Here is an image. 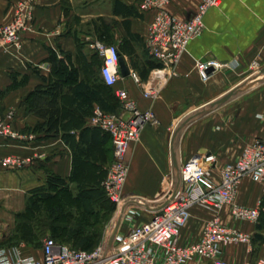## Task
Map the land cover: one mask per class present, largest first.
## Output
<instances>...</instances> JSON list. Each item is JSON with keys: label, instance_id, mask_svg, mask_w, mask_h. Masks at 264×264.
I'll return each mask as SVG.
<instances>
[{"label": "crops", "instance_id": "obj_1", "mask_svg": "<svg viewBox=\"0 0 264 264\" xmlns=\"http://www.w3.org/2000/svg\"><path fill=\"white\" fill-rule=\"evenodd\" d=\"M200 1L170 0L167 10L177 18L188 19ZM17 2L0 0V27L12 20ZM139 2L37 0L31 24L20 33L19 46L0 49V119L10 116L11 128L17 135L0 137V244L9 236L16 214L25 209L32 192L44 186L49 175L65 180L74 196L76 183L68 182L71 172L90 177L98 173V167L107 171L113 160L111 139L102 131L90 128L84 135L77 131L72 138L41 131L43 119L34 113L28 99L37 86L59 79L65 85L62 92L68 101L65 108L82 115L86 124L91 106L99 104L113 111L114 99L102 96L94 87V80L100 78L101 65L94 49L96 42L116 46L128 69V75H121L113 89L127 91L137 108L152 111L156 120L145 125L138 142L130 145L126 155L125 210L138 214L115 225L111 221L103 238L110 237L115 229L126 234L132 227L148 221L162 205L164 192L173 184L168 177L171 173L175 176L192 156L213 155L212 177L218 182L220 170L234 163L245 146L264 140V79L221 106L210 107L264 69V0H221L217 8L207 10L203 32L189 43L176 66L175 76L168 79L156 100L144 98L141 87L131 77L135 73L144 82L156 65L143 44L147 26L156 12L139 10ZM125 7L137 15H128ZM50 57L66 69L60 72L53 68ZM208 59H216L223 67L203 82L196 64ZM253 62L258 64L254 74L250 67ZM57 105L62 106L60 99ZM8 156L25 163L19 168H5L1 160ZM263 188L264 184L242 179L236 202L246 207L260 206ZM214 214L202 206H193L188 222L180 230L179 242L183 245L197 242L204 223ZM219 217L225 226L252 238L250 245L222 247L224 261L240 264L255 261L264 254V225L258 229V222L235 220L228 207L221 210ZM23 250L41 257L40 248L24 245ZM188 264L211 262L195 258Z\"/></svg>", "mask_w": 264, "mask_h": 264}, {"label": "built area", "instance_id": "obj_2", "mask_svg": "<svg viewBox=\"0 0 264 264\" xmlns=\"http://www.w3.org/2000/svg\"><path fill=\"white\" fill-rule=\"evenodd\" d=\"M37 0H18L12 20L0 27V49L10 50L19 46L20 33L28 29L33 20ZM170 0H140L141 11L155 10L156 14L147 26L143 39L146 54L156 63L142 82L131 73L134 82L141 87L142 96L156 100L169 78L175 76L176 66L187 51L189 43L204 30V15L207 10L217 8L221 0H201L196 11L188 18L173 16L167 10ZM94 49L101 59L99 76L102 83L114 88L121 79L120 54L116 46L96 42ZM223 64L216 59L199 61L196 71L205 82L218 72ZM253 74L258 64H251ZM121 108L120 114H110L99 106H93L87 125L108 134L113 146V160L101 183L106 197L114 205L116 223L131 220L135 211L126 213L123 187L128 175L126 155L131 144L138 142L141 131L155 123L152 111H140L127 91L114 89ZM10 116L0 119V137L15 138ZM25 161L5 157L1 165L19 168ZM211 154H197L183 163L174 176L168 177L173 184L162 196L161 208L151 218L130 229L126 234L115 233L111 241L100 243L91 252L76 250L66 244L47 237L41 244V257L24 252V245L0 247V264H188L195 258L209 260L211 264H228L221 258V248L235 244H251V236L235 228L225 226L219 213L229 208L233 219L257 222L260 206L246 207L236 202L237 189L244 178L264 184V140H255L245 146L240 157L225 165L219 180L212 177ZM176 178V180H175ZM264 190V188H263ZM202 206L214 212L203 226L200 239L192 244L179 242L180 230L190 218V209ZM240 264H264V254L255 261Z\"/></svg>", "mask_w": 264, "mask_h": 264}, {"label": "trees", "instance_id": "obj_3", "mask_svg": "<svg viewBox=\"0 0 264 264\" xmlns=\"http://www.w3.org/2000/svg\"><path fill=\"white\" fill-rule=\"evenodd\" d=\"M125 10L128 12V15H137L127 7H125ZM50 58L53 68L57 71L63 72L66 69L65 66L56 63L52 57ZM151 67L153 66L151 65ZM64 86L63 81L57 79L48 84L37 86L29 95V104L33 108L34 113L43 119L39 129L47 134L58 135L61 133L63 138L66 136H71L72 138V133H76L77 131H80V135H84L90 128L95 132L101 131L98 128L88 126L82 115L72 112L70 108H65V104L68 101H66L65 95L62 96ZM94 87L102 96L105 94L108 99L115 98L114 89L105 86L100 78L94 80ZM58 99L62 101V106L57 105ZM61 108H64V111ZM92 109L93 106L90 108V116ZM67 117L70 118L69 121L63 123V120ZM65 142L68 141L66 140ZM98 169H100L98 173L90 177H83L80 174L77 176L78 174L74 171L71 172L68 182L76 183L74 196L72 191L68 189V183L65 180L49 175L44 186L32 192L25 209L21 213L16 214L15 220H30L35 218L37 213L45 206H47L45 209L49 211L52 210L51 207L57 208L67 218L71 216L70 221L73 220V223L70 222L69 227L71 230L69 229L68 231L67 228L58 225L50 226V238L58 243L66 244L73 249L91 252L101 243L103 222L106 223L115 211L114 205L106 197L101 186L107 171L99 167ZM58 198L61 201L60 203L55 201ZM72 208H74L73 211L71 210ZM257 222L258 229L262 228L264 225V200L260 203V213ZM17 231L19 236L16 243L10 241L12 235H9L2 242L4 246L0 247L17 246L22 243L32 248L31 246L34 243L35 237L29 226L20 224ZM38 248H41V245Z\"/></svg>", "mask_w": 264, "mask_h": 264}, {"label": "rangeland", "instance_id": "obj_4", "mask_svg": "<svg viewBox=\"0 0 264 264\" xmlns=\"http://www.w3.org/2000/svg\"><path fill=\"white\" fill-rule=\"evenodd\" d=\"M252 78V77H251ZM249 78V79H251ZM113 102L115 104V108L113 111H109L105 108H103L102 106H100L99 104L98 105H94V106H99L102 110H104L105 112H109V113H113V114H120L122 111H121V108H120V104L118 103V101L113 98ZM56 202L60 203V199H55ZM54 201V202H55ZM49 205V204H48ZM47 208V206L43 207L42 210L37 213V215L35 216V218H32L30 220H14V223H13V228L11 229L10 231V234L9 235H12V238H10V241L12 243H16V241L18 240V236L19 234L17 233V228L20 224H26L29 226V228L32 230V233L34 235V240H33V244H32V249H37L38 247H40L42 241L47 238V237H50V232H49V227L50 226H55V225H58L60 227H63V228H67V231L70 229V222L73 223V220L70 221L71 219V216H68V218L66 217V215L62 214L61 211H59L57 208H52L51 211H49L48 209H45ZM49 208V207H48ZM72 211L74 210V208L71 209ZM133 211V210H132ZM130 209L126 211V213H130L132 212ZM137 216L138 213L134 212ZM114 213L111 214V216L109 217L108 221L105 223L103 222V231H102V235L105 236L106 234L104 233L105 232V227L111 222L113 221V224L115 225L116 223V218H114ZM140 215V213H139ZM103 216H104V213H103ZM105 219V218H104ZM103 219V220H104ZM113 225V226H114ZM67 226V227H66ZM71 230V229H70ZM109 239V236L107 235L106 237H102L100 242H106L108 241ZM4 246V244H0V246ZM6 245V244H5Z\"/></svg>", "mask_w": 264, "mask_h": 264}, {"label": "water", "instance_id": "obj_5", "mask_svg": "<svg viewBox=\"0 0 264 264\" xmlns=\"http://www.w3.org/2000/svg\"><path fill=\"white\" fill-rule=\"evenodd\" d=\"M119 69H120V74L125 77L128 75V69L126 68L123 59L119 58ZM264 79V69L260 70L258 72V75L253 76L251 79L246 80L245 82L235 86L233 89H231L227 94H225L224 96H222L221 98L215 100L214 102H212L210 104V107H218L221 106L222 104H224L225 102H227L232 96H234L235 94H237L238 92L244 90L245 88H248L249 86H252L253 84L263 81ZM193 117L188 118L185 123H188L192 120ZM184 123V124H185ZM161 208V206L159 208H157V211ZM118 226V225H117ZM116 233V229L112 232L111 236L108 239V242L111 241L112 237L114 236V234Z\"/></svg>", "mask_w": 264, "mask_h": 264}]
</instances>
